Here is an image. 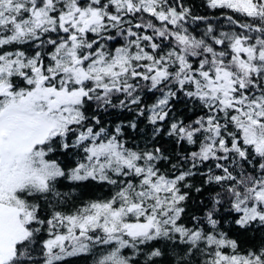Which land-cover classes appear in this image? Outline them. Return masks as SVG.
<instances>
[{
    "label": "snow or ice",
    "instance_id": "obj_1",
    "mask_svg": "<svg viewBox=\"0 0 264 264\" xmlns=\"http://www.w3.org/2000/svg\"><path fill=\"white\" fill-rule=\"evenodd\" d=\"M0 264H264V0H0Z\"/></svg>",
    "mask_w": 264,
    "mask_h": 264
}]
</instances>
